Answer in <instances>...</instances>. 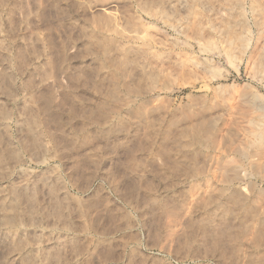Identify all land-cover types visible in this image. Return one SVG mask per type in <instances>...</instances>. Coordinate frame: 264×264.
Instances as JSON below:
<instances>
[{
  "label": "rangeland",
  "instance_id": "1",
  "mask_svg": "<svg viewBox=\"0 0 264 264\" xmlns=\"http://www.w3.org/2000/svg\"><path fill=\"white\" fill-rule=\"evenodd\" d=\"M0 264H264V0H0Z\"/></svg>",
  "mask_w": 264,
  "mask_h": 264
}]
</instances>
